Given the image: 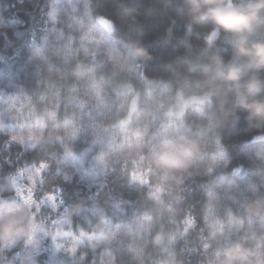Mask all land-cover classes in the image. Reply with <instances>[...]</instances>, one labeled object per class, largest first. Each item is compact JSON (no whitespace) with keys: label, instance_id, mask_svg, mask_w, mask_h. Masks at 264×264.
I'll return each mask as SVG.
<instances>
[{"label":"clouds","instance_id":"obj_1","mask_svg":"<svg viewBox=\"0 0 264 264\" xmlns=\"http://www.w3.org/2000/svg\"><path fill=\"white\" fill-rule=\"evenodd\" d=\"M156 2L183 39L150 75L140 0L115 15L50 0L36 55L67 59L70 83L0 90V264H88V250L94 264H264V0ZM74 177L96 192L66 196ZM123 188L138 195L131 218Z\"/></svg>","mask_w":264,"mask_h":264},{"label":"trees","instance_id":"obj_2","mask_svg":"<svg viewBox=\"0 0 264 264\" xmlns=\"http://www.w3.org/2000/svg\"><path fill=\"white\" fill-rule=\"evenodd\" d=\"M117 2L127 4L135 3L136 0H93V7L115 15ZM63 4L66 5L67 0ZM140 6L141 29L138 38L149 47L154 56L152 64L147 69L148 74L151 75L162 69L164 63L177 47H182L183 29L172 24L168 14L159 7L156 0H140ZM49 11H51L50 0H0V21H3L0 23V54L5 57L3 61H0V72L9 69L11 74L16 76L13 79L15 83L16 80L18 81L19 88L34 94H44L51 91L50 78L56 81V87L70 83L66 70L67 59L63 63L54 64L46 56L36 55V44L42 35L53 27L51 21L46 23ZM101 18H98V21ZM56 27L59 28L60 25H56ZM169 27L172 28L170 35L166 31ZM100 35L103 33L101 32ZM192 39H196V37H192ZM37 58L42 59L44 63L36 60ZM44 66L49 69V73L44 72ZM77 141L72 142L78 145V148H75L76 152H79L81 148L89 147V139L86 134L82 133ZM239 141V136L230 135H226L223 140L226 145L238 144ZM0 151L3 150L0 149ZM7 155L10 159H17L18 157V163H30L33 158L31 153L19 155L15 146H13V151L7 152ZM230 155L232 166L241 164L247 166V158L239 148H234ZM7 167L8 165L5 164L4 170H7ZM114 179L113 176L108 177L109 182ZM60 186L66 196L73 198L77 193L88 196L96 192L95 186L80 182L78 177H74L71 184L61 183ZM119 198L128 202L124 206L125 218L133 217L138 195L129 188H123L119 192ZM199 198V191H193L192 199L198 200ZM126 222H131V219ZM77 250L79 251V248ZM40 258L41 260H48V254L42 255ZM86 259L88 264H92L93 261H98L99 257L88 250Z\"/></svg>","mask_w":264,"mask_h":264},{"label":"rangeland","instance_id":"obj_3","mask_svg":"<svg viewBox=\"0 0 264 264\" xmlns=\"http://www.w3.org/2000/svg\"><path fill=\"white\" fill-rule=\"evenodd\" d=\"M65 0H62V3L64 2ZM73 3H75V0H73ZM67 5V4H66ZM70 10V9H69ZM98 23L103 27V28H105L106 30H107V28H108V24H107V21L106 20H104L103 18H101L100 19V21H98ZM99 35H100V33H99ZM100 36H102V35H100ZM31 59H34V58H31ZM36 60H39V61H42V59H39V58H37ZM43 63H44V61H42ZM45 68L43 69V70H45L44 72L45 73H49V69L46 67V66H44ZM1 72H8V73H10V83L9 84H7V85H4V84H0V90H2V91H4L5 93H9V94H15L19 89H21V88H19V86H18V84H17V80H16V83L14 82V79L13 78H15L16 76H13L12 74H11V72H10V70L9 69H7V70H3V71H1ZM52 77V76H51ZM13 84H14V86H13ZM79 140V139H78ZM76 142H78V141H76ZM76 144V143H75ZM75 148H78V145L76 144V146H75ZM88 147H84V148H81V149H79V152H77L78 154L79 153H82V152H84V150L85 149H87ZM114 222H118L117 220H115ZM130 223V222H129Z\"/></svg>","mask_w":264,"mask_h":264},{"label":"snow or ice","instance_id":"obj_4","mask_svg":"<svg viewBox=\"0 0 264 264\" xmlns=\"http://www.w3.org/2000/svg\"><path fill=\"white\" fill-rule=\"evenodd\" d=\"M12 147H13V145L10 144V145L8 146V150L11 151ZM18 154L20 155V153H18ZM92 264H94V261L92 262Z\"/></svg>","mask_w":264,"mask_h":264}]
</instances>
